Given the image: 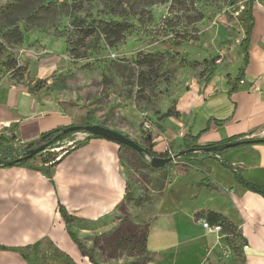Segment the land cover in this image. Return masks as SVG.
Instances as JSON below:
<instances>
[{
	"label": "crops",
	"instance_id": "0c3cea01",
	"mask_svg": "<svg viewBox=\"0 0 264 264\" xmlns=\"http://www.w3.org/2000/svg\"><path fill=\"white\" fill-rule=\"evenodd\" d=\"M254 16L244 83L230 94L231 83L244 67L243 53L236 63L240 65L236 74L226 68L217 70L210 81L190 80V87L174 95L169 105H175L180 116L161 121L163 128L153 135V143L161 141V147H156L159 153L166 145L164 136L170 145L183 147L180 132L196 136L211 120L220 123L212 122L197 145L206 146L236 135H245L244 140L264 139V0L256 1ZM242 28L244 37L247 24L243 23ZM78 75L77 71L72 77L65 76L69 94L60 96L57 91L32 93L28 86L8 81L0 72V135L15 138L21 145L30 144L43 133L72 124L61 103L91 110L88 105L94 101L88 100L87 91L93 87L87 75L82 79ZM118 114L124 121L114 117L106 127L132 139L143 136L142 121L135 118V127L126 121L123 112ZM123 153L117 143L93 139L72 150L53 168V180L29 168L0 167V246L8 248L0 250V264H70L50 253L49 248L69 256L71 264H85L84 258H89L80 254L72 241L58 207L61 204L74 217L91 222L114 212L128 188ZM223 158L239 168L248 181L264 186V144L233 148ZM182 162L188 167L173 170L166 204L149 224L150 232L158 220L173 219L167 245L158 244L161 252L150 254L154 260L181 255L182 264H191L192 251L204 253L222 247V234L209 233L203 226L204 218H196L197 212L212 210L228 217L245 238L244 264H264V198L248 191L231 170L202 152L189 154ZM37 243L41 246L35 251L32 247ZM22 248L28 249L23 253L14 250Z\"/></svg>",
	"mask_w": 264,
	"mask_h": 264
},
{
	"label": "rangeland",
	"instance_id": "374dc122",
	"mask_svg": "<svg viewBox=\"0 0 264 264\" xmlns=\"http://www.w3.org/2000/svg\"><path fill=\"white\" fill-rule=\"evenodd\" d=\"M54 1L60 8H63L60 3H75L81 7L77 12L81 17L107 15L104 0ZM229 1L183 0L182 4L176 5L168 0L150 7L137 5V17H141L142 21L131 18L136 26L124 42L110 48L103 41L94 43L91 39L88 41L87 59L78 62L71 59L68 52L67 41L72 39V28L69 17L65 12L61 13L60 8L52 15L41 13L34 20L21 18L17 26L22 32V42L0 39V72L4 73L8 81L21 85L44 81L43 88L34 93L57 91L58 95L63 96L69 94L64 84L65 76L72 77L78 71L77 78L82 79L83 75H87L89 86L93 87L87 91L88 100L94 101L88 105L92 107L89 110L93 124L106 127L114 117L122 122L124 120L118 114L119 111L135 127L138 124L135 118L139 121L148 118L155 122L158 113H164L171 107L169 105L174 95H181L190 87L189 82L193 78L204 80L210 67L215 68V72L227 68L233 74L237 73L240 65L236 63L242 53L239 45L243 37L246 4L232 7ZM131 2L114 0L118 8H129ZM110 18L123 19L117 15ZM6 31L8 29L3 33ZM139 53H156L161 61L160 78L154 88L143 92L137 86L138 68L133 65ZM52 55L61 56L56 65L45 66L49 67L47 71L38 66L42 57ZM12 63H15V69L8 68ZM142 134L141 138L133 140L145 149H152L157 154L155 157H161L156 150V147H161V141L155 144ZM86 135L73 134L48 147L42 152V157L59 158L66 150L85 139ZM170 147L175 155L183 148ZM123 151L122 165L128 181L124 201L114 212L99 221L73 220L72 231L77 234L88 254L100 264H182L181 255L159 262L152 256L153 261L147 260L149 254L161 252L158 249L160 244L170 240L168 236L172 232L173 219H160L152 231L148 230L152 219L162 212L166 204L173 170L178 167V170L183 171L188 165L182 162V156L169 166L154 169L151 166L152 157H143L133 149ZM221 243L222 247L210 252L192 251L189 254L190 263L244 264L243 255L237 251L240 245L238 239L222 234ZM48 251L56 253L53 248ZM84 260L85 264H92L89 259Z\"/></svg>",
	"mask_w": 264,
	"mask_h": 264
},
{
	"label": "trees",
	"instance_id": "16d2710c",
	"mask_svg": "<svg viewBox=\"0 0 264 264\" xmlns=\"http://www.w3.org/2000/svg\"><path fill=\"white\" fill-rule=\"evenodd\" d=\"M129 8H118L114 4V0H104L107 9V15L103 17H81L77 15V12L81 10V7H77L75 3L63 4L58 3L54 0H0V39L10 40L20 43L22 42V32L21 29L17 26V22L21 18H30L34 20L39 14L52 15L58 8L61 13H64L70 19V27L72 28L71 34L72 39H68V52L70 53L71 59L74 61H82L88 57V41L92 39L91 42L99 43L103 41L108 47L114 48L118 44L124 42L127 37L133 32L136 24L132 19L141 22V17H137L136 7L137 5H144L145 7L154 6L157 3L163 4L168 0H131ZM174 4H182L183 0H171ZM257 0H230V6H238L242 3L246 4V9L244 11V23L247 24V30L244 34L243 39L240 42L241 52L244 54V67L240 69L238 75L231 83L230 94L238 91L241 82L244 80V69L248 63L249 59V50L252 41V32L255 26V16H254V7ZM130 2V1H129ZM64 6H66L64 8ZM106 14V13H105ZM113 15L122 17V20H114L110 18ZM132 18V19H131ZM9 28H11L9 30ZM6 29L5 33H3ZM96 45V44H95ZM94 45V47H96ZM59 55H52L50 57H42L39 62V67L51 66L59 62L61 59ZM160 60L156 53H139L136 59L133 61V65L138 68V78L137 86L143 92V90L148 88H154L156 81L160 78ZM9 69H15V63L8 67ZM21 69L18 68V72ZM215 68L210 67V72L205 76L206 81H210L215 75ZM44 81H37L34 85L30 83L28 89L30 92H35L38 89L43 88ZM60 106L63 109L64 114L69 116L72 119V124L70 126H80L83 127V130L80 131L84 133V128L86 126L95 125L92 123L90 118V110L87 106H80L78 104L72 103H61ZM179 112L176 111L175 105L169 107L166 112L158 113L157 120L153 122L159 129L160 122L170 118V117H179ZM212 122L217 124L220 121H209L207 127L198 135H185L183 137V148L180 152H185L183 157L188 156L189 154H194L197 152H202L208 158L216 159L223 167L231 170L237 182L245 187L248 191L258 194L264 198V186L258 185L256 183L248 181L244 176L242 171L233 166L231 163L226 161L223 158V154L228 150L233 149L229 145L242 141L241 146H251L257 144H264V139H253V140H244L245 135H236L228 139L217 141L206 146H199L197 142L199 141L201 135L207 132L210 129ZM69 127V126H68ZM68 127H58L46 133H43L39 139L31 142L30 144L21 145L16 141L15 138L7 137L0 135V167H23L33 169L39 172H42L50 180H53V168L59 164L64 157L69 154L72 150L79 148L93 139H103L95 135H87V137L78 143L75 146H72L70 149L66 150L59 158H43L42 152L38 154H30V150L41 147L42 145L46 146V149L50 146L55 145L56 143L62 142L71 135L77 134L78 132H69L66 133L65 130ZM146 140L152 141L153 136L150 134L145 135ZM109 141V140H108ZM27 145L30 147L26 148ZM119 145V144H118ZM122 150L131 149L125 145H119ZM238 146V147H241ZM236 148V147H235ZM45 149V150H46ZM148 152L140 154L141 156H150L155 157L157 154L153 152L152 149H147ZM158 156L167 157L165 153H159ZM171 165V163L169 164ZM167 165V166H169ZM59 213L62 216L68 233L72 241L79 248L81 253L90 259L93 264H100L94 261V259L88 254L86 248L81 243L77 234L74 233L71 229V223L73 220H81L73 215H71L68 210L63 206L59 205ZM196 218L206 219L211 225H219L222 228L221 234H227L228 236L235 237L240 242V245L237 247V251L243 255V248L246 244V240L240 234L238 227L225 215L212 211V210H201L196 213ZM148 234V233H147ZM147 236L145 240L146 246ZM41 243L35 244L32 249L37 251L39 250ZM236 248V247H235ZM28 249V248H25ZM25 249H14L16 251L22 252ZM0 250H8L7 247L0 246ZM147 251V249H146ZM148 253V251H147ZM149 254V253H148ZM55 255L62 258L64 261L71 264V258L66 254L60 252L56 249ZM148 261H153L151 255H148Z\"/></svg>",
	"mask_w": 264,
	"mask_h": 264
},
{
	"label": "water",
	"instance_id": "95a60500",
	"mask_svg": "<svg viewBox=\"0 0 264 264\" xmlns=\"http://www.w3.org/2000/svg\"><path fill=\"white\" fill-rule=\"evenodd\" d=\"M83 130V127L80 126H69L65 132H78ZM84 133L89 135H95L98 137H101L103 139L115 142L119 145H125L135 151H137L139 154H144L148 152L144 147H142L139 143H137L135 140L131 139L127 135L116 131L114 129L102 126V125H90L86 126L84 128ZM243 144L242 141H238L236 143H233L229 145V147H238ZM46 149L45 145H42L41 147L35 148L30 150V154H38ZM185 154V152L178 153L175 157H153L151 160V166L154 169H162L169 165L170 163H173L174 160L182 157Z\"/></svg>",
	"mask_w": 264,
	"mask_h": 264
},
{
	"label": "built area",
	"instance_id": "2783aa9c",
	"mask_svg": "<svg viewBox=\"0 0 264 264\" xmlns=\"http://www.w3.org/2000/svg\"><path fill=\"white\" fill-rule=\"evenodd\" d=\"M244 81L241 82V84H243ZM141 128H142V132L145 135L150 134V136L152 135H157L160 131V129L153 123L150 121V119L145 118L143 119L142 123H141ZM179 137L183 138L185 136V134L183 132H180V134L178 135ZM163 141L166 143L163 153H165L167 155V157H175L176 153L171 149L170 147V143L169 140L166 136L163 137ZM177 161L174 160L173 163H175ZM202 223L204 228L209 232V233H221L222 228L219 225H211L206 219H202Z\"/></svg>",
	"mask_w": 264,
	"mask_h": 264
},
{
	"label": "flooded vegetation",
	"instance_id": "af4514ba",
	"mask_svg": "<svg viewBox=\"0 0 264 264\" xmlns=\"http://www.w3.org/2000/svg\"><path fill=\"white\" fill-rule=\"evenodd\" d=\"M147 150V149H146Z\"/></svg>",
	"mask_w": 264,
	"mask_h": 264
}]
</instances>
